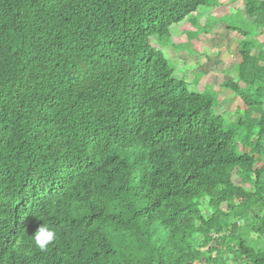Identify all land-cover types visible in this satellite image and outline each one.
<instances>
[{
    "label": "trees",
    "instance_id": "obj_1",
    "mask_svg": "<svg viewBox=\"0 0 264 264\" xmlns=\"http://www.w3.org/2000/svg\"><path fill=\"white\" fill-rule=\"evenodd\" d=\"M254 1L221 19L240 17L231 118L165 52L221 0H0V264H264Z\"/></svg>",
    "mask_w": 264,
    "mask_h": 264
},
{
    "label": "rangeland",
    "instance_id": "obj_2",
    "mask_svg": "<svg viewBox=\"0 0 264 264\" xmlns=\"http://www.w3.org/2000/svg\"><path fill=\"white\" fill-rule=\"evenodd\" d=\"M257 7L259 1L251 0ZM244 9V0H221V6L216 10L203 8L202 16L197 22L198 26L188 24L180 29H173V33H178L172 43L185 45V49L179 51L175 47L165 50L166 56L176 65L179 71H185L189 80L194 78V73L201 76L200 90L206 86H212L215 92L220 93V103L216 108V112L221 113L227 111L232 118L235 115L240 102L238 98H233L223 92L221 87L225 80L234 78L233 67L241 61L238 53L239 36L229 32L228 25L232 22L239 23L240 17L230 15L229 21L221 20L226 14L238 10L242 12ZM244 13H241V18ZM244 18V17H243ZM198 33L196 38L191 33ZM259 40H264V29L257 33ZM236 183H240V179L236 178ZM251 191L248 185L245 187ZM250 240L257 241V237L252 236Z\"/></svg>",
    "mask_w": 264,
    "mask_h": 264
},
{
    "label": "clouds",
    "instance_id": "obj_3",
    "mask_svg": "<svg viewBox=\"0 0 264 264\" xmlns=\"http://www.w3.org/2000/svg\"><path fill=\"white\" fill-rule=\"evenodd\" d=\"M36 248L41 252H46L49 246L54 245L57 240V234L55 230L49 226L48 223H44L36 230L34 235L31 236Z\"/></svg>",
    "mask_w": 264,
    "mask_h": 264
},
{
    "label": "crops",
    "instance_id": "obj_4",
    "mask_svg": "<svg viewBox=\"0 0 264 264\" xmlns=\"http://www.w3.org/2000/svg\"><path fill=\"white\" fill-rule=\"evenodd\" d=\"M232 79V78H231Z\"/></svg>",
    "mask_w": 264,
    "mask_h": 264
}]
</instances>
